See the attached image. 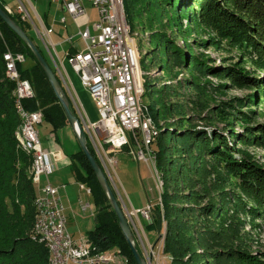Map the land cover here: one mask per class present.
Listing matches in <instances>:
<instances>
[{"label": "rangeland", "instance_id": "1", "mask_svg": "<svg viewBox=\"0 0 264 264\" xmlns=\"http://www.w3.org/2000/svg\"><path fill=\"white\" fill-rule=\"evenodd\" d=\"M22 1L30 13L31 19L24 20L21 17V20L31 25V34L38 42L41 41L45 45L42 29L46 25L37 15H34L26 0ZM161 1H138L139 10L134 9L133 27L132 31L129 29L131 31L129 32L134 37L140 60L144 88L142 103L149 108L146 109L148 110L147 115L152 116L154 125L159 130L166 128L169 130L168 135L164 137L165 140L162 139L161 145L166 150L167 165L172 169L171 173L173 176L179 177L177 178L178 184L171 180L172 176L170 177V181H172L168 188L169 195L172 197L170 203L180 206V211L189 209V212L176 214L175 219L184 221V225L189 224L188 227L195 225L203 243H205L203 247L207 246L212 251L240 250L258 256L263 255L264 216H253L242 209L235 199L233 191L240 193L241 197L247 200L245 194L234 184H228V178L208 156L202 159L201 149L196 148V144L193 143L196 141L194 137L197 134L203 132L211 137V130L217 128L226 135L227 143L236 147L238 157L241 153H248L264 167V145H245L237 139L239 134L245 133V126L264 125V100L261 104L252 106H249L245 100L242 109L245 112L250 109L254 111L250 114V120L240 119L238 113L226 105L223 106L226 108L227 116L224 118L219 116L216 106L222 102L232 101L239 105L240 99L257 91L255 87L239 85L221 73L224 68L230 65L240 66V63L245 60L240 59L235 50H230L222 44H216L215 33L196 24L192 14L182 11L175 0H169V4L163 5H160ZM0 2L5 6L7 2L11 7H16L18 0H0ZM28 2L31 3L30 0ZM125 3L129 9L134 5L133 0H125ZM189 3L191 5L192 1ZM149 4H154L151 6L153 9L147 8ZM156 4L160 5L157 11ZM34 6L44 20L46 16L50 19L59 16L54 2L34 0ZM84 7L88 15L92 17L89 22V25L92 26L93 22L98 19L97 9L87 1L84 2ZM19 15L21 16V14ZM72 21L68 20L69 23ZM52 36L55 40V34ZM164 39L168 40L170 44L168 47L165 46ZM74 42L82 48L80 38L75 37ZM201 60L206 62L207 68H201L199 64ZM25 61L20 64H24ZM244 65V69L248 70L251 75H263V72L252 64ZM71 79L74 91L89 119L91 121L98 120L100 118L99 107L90 91L82 84L76 73L71 72ZM67 94L75 112L72 113L82 126L86 140L88 139L94 147L92 140L93 137L95 138L94 133L86 127L68 90ZM230 113L235 114L232 116ZM38 129L40 140L44 146L57 143L67 154L80 148L78 137L70 123L56 132L58 141H54L55 133L52 132L49 123L42 121L38 125ZM183 133L192 135L188 146L181 144V140L176 141L177 135ZM137 138L130 135L129 143L118 150L121 152L117 155L119 163L116 171V183L108 181L125 214L127 212L125 206L131 210L138 209L137 206L145 207L149 203L154 205L160 201V194L163 192L164 182L161 173L156 169L154 148L151 147V154L154 156L152 162L138 160L135 153L141 138H138L139 140ZM172 163L177 164L176 171L182 170L184 174L181 172L177 174L175 168H171L174 167L171 166ZM189 175L191 176L190 180H186ZM71 181L73 182V178ZM44 182L43 177L42 184ZM185 185H190L191 188L189 189ZM36 189L39 190L38 185H36ZM80 197L91 204L85 215H89L87 221L93 223L94 216L92 215L95 212V207L91 195H87L86 190L83 189L80 192ZM214 203L217 208L213 212L214 214L204 211V207H211ZM224 207L227 208L224 209ZM79 214L84 215V213ZM221 214L225 216H220ZM81 215L72 220L74 225H84ZM138 219L133 218L135 227L131 224L130 227L135 246L137 244L143 252V256H141L148 264H170L171 260L163 251L165 233L158 235L156 231L146 229L144 218L139 217ZM165 225L164 222V227ZM195 233L194 235H197ZM197 247L203 254L202 246L201 249L199 245ZM203 259L201 264H207L206 261L209 258ZM115 262L125 264L126 261L117 254Z\"/></svg>", "mask_w": 264, "mask_h": 264}, {"label": "trees", "instance_id": "2", "mask_svg": "<svg viewBox=\"0 0 264 264\" xmlns=\"http://www.w3.org/2000/svg\"><path fill=\"white\" fill-rule=\"evenodd\" d=\"M133 1L134 5L129 9L124 0L125 17L128 29L131 31L132 15L135 10H139L138 1L140 0ZM190 1H192L191 5H189ZM175 2L182 11L192 14L196 24L215 33L216 44L235 50L239 58L245 60L240 63V66L230 65L224 68L221 73L239 85L253 86L257 91L240 99L239 105L232 101L222 102L216 106V109L219 116L224 118L227 116V111L223 105L230 106L238 113L240 119L250 120V114L254 111L250 109L245 112L242 109L245 100L249 106L259 105L264 100V0H175ZM167 3L169 4V0H162L160 5ZM152 5L154 4H149L147 8L153 9ZM160 5L156 4V11ZM0 6L6 10L3 3L0 2ZM8 13L42 53L60 83L61 95L67 99L71 111L75 113L60 76L54 70L41 44L31 34V25L21 20L17 12ZM164 41L165 46L168 47L170 45L168 40L164 39ZM6 51L23 53L26 57L25 63L19 64V70L21 76L31 82L35 95L24 101L25 107L32 111L41 110L43 122L49 123L54 133L69 124L60 99L34 52L0 17V264H49V250L43 241L34 236L33 232L37 213L35 200L38 191L31 179L32 156L18 142L20 117L15 105V83L6 76L3 57ZM247 63L259 68L263 75H251L243 67ZM199 64L201 68H207L205 61L201 60ZM237 107L240 109H236ZM230 114L234 116L235 113ZM211 132V137L203 132L194 137L196 141L193 144L201 149L202 159L208 156L228 178V184H234L245 194L247 200H244L240 193L233 191L238 204L247 214L264 216V167L248 153H241L238 157L236 147L227 143L226 135L219 129H213ZM168 133L167 128L159 130V135L151 145L156 153V169L161 173L164 184L160 201L153 205L151 221L144 219V224L146 229L156 231L158 235L165 233L163 251L171 260L170 264H201L203 258H209L206 261L207 264H264V252L263 255L258 256L247 251H226L225 249L221 252L212 251L207 246L203 247L205 243L197 227L195 225L188 227L189 224L184 225V221L175 219L176 214L189 212V209L180 211V206L170 203L172 197L169 195L168 188L172 181L178 184L179 177L171 173L172 169L167 165L166 150L161 145L162 139L165 140L164 137ZM176 138V141L181 140V144L188 146L192 135L183 133L178 134ZM237 139L245 145H264V125L245 126V133L239 134ZM87 147L101 165L88 139ZM69 157L74 180L91 190L96 222L94 228L87 232L86 237L91 242L93 251H114L122 256L126 261L125 264H137L107 191L94 173L85 152L80 148ZM176 165V163L171 165L174 166L171 168H175V171ZM176 172L184 174L182 170ZM187 178L186 180H190L191 176ZM185 186L191 188L190 185ZM215 205L216 203L203 209L209 214H214L213 212L217 210ZM194 232L197 235H194ZM197 245L200 249L202 246L203 254L198 250ZM136 248L143 256L137 244Z\"/></svg>", "mask_w": 264, "mask_h": 264}, {"label": "built area", "instance_id": "3", "mask_svg": "<svg viewBox=\"0 0 264 264\" xmlns=\"http://www.w3.org/2000/svg\"><path fill=\"white\" fill-rule=\"evenodd\" d=\"M59 3L74 19L84 15L87 1L96 7L98 19L94 30L89 26L79 30V37L84 44L82 50L68 53L67 62L90 91L99 107L100 118L91 121L76 94L70 93L75 101V108L84 119L86 127L95 135L94 147L97 151L107 180L116 183L119 160L115 154L129 143L132 135L141 138L136 158L152 162L151 145L154 141L151 120L142 103V89L137 77L135 44L128 33V25L120 0H52ZM8 12H12L5 6ZM17 12L22 19H31L30 13L22 0H18ZM65 21V17H62ZM53 29L44 26L42 35L45 45L51 53L55 51L51 39ZM69 37L68 40H71ZM9 59L10 76L18 92V101L25 111L26 132L35 142L38 150L37 185L40 191V226L48 234L49 241L55 244L57 264H107L115 262L114 251L94 252L86 236L75 239L68 230V217L62 202L61 190L66 184L55 185L49 180L56 171L58 162L63 158L59 150L44 148L39 135L38 125L43 121L41 110H29L24 101L34 97L31 82L21 76L19 64L26 60L23 53L5 52ZM54 54V53H53ZM75 97V98H74ZM137 138V139H138ZM139 140V139H138ZM45 182L42 184V178ZM82 189L91 194L90 188L79 183ZM90 207L83 204V209ZM153 205L127 210L129 224L135 227L134 220L142 217L151 221ZM139 220V219H138Z\"/></svg>", "mask_w": 264, "mask_h": 264}, {"label": "crops", "instance_id": "4", "mask_svg": "<svg viewBox=\"0 0 264 264\" xmlns=\"http://www.w3.org/2000/svg\"><path fill=\"white\" fill-rule=\"evenodd\" d=\"M31 3L28 2V0H26L27 4L30 6V9L32 10V12L34 13V15H37V17H39L44 24L46 25V27H50L53 29L52 34H51V39L52 42L54 44L55 47V51H53V53L50 52V50L43 44V42L39 41V43L41 44V46L44 49L45 54L48 56L54 70L58 73V75L60 76L64 86L66 87V90L69 91V93H75L74 91V85H73V81L71 79V72L76 73L74 71V69L72 68V66L67 62L66 60V55L68 53H73L79 50H82L84 48V44L81 40V46L82 48L79 46V44H77L76 42H74L75 37L80 38L78 33L79 30L85 28L86 26H89L93 32H95L94 30V23L97 21L95 20V22H93L92 26L89 25V22L91 20V16L88 15V13L86 12L84 15L74 19L68 12H66L62 6L59 3H56L52 0H49V3L54 2L56 3V9L57 12L59 13V16L54 17L53 19H50L46 16L45 20L42 18V16L37 12L35 6H34V0H30ZM18 5V3H17ZM6 6L9 7V9H11L12 11H17V6L16 7H11L7 2H6ZM36 17V16H35ZM62 17H65V21H62ZM68 20L72 21H80L79 23H74L73 21L71 23L68 22ZM81 23V24H80ZM53 34H55V40L53 39ZM69 37H72L71 40H68ZM77 74V73H76ZM74 129V128H73ZM75 132V131H74ZM77 136V135H76ZM55 138L54 141H58V137H57V133H55L54 135ZM44 146V145H43ZM44 148L48 149V150H59L63 153V158L58 162L57 164V169L56 171L50 176L49 180L51 181V183L55 184V185H60V184H66V187L64 189L61 190V197H62V202L65 208V213L68 217V230L71 233V235L75 238V239H79L81 237L86 236L87 232L89 230H92L95 226V212L94 214L91 215L94 216V221L93 223L90 221H87L89 219V215H85L87 210L91 207V204L87 201L85 202L81 197H80V192L81 190H83L80 187L79 182H76L74 180V175L71 171L70 168V154H67L64 152L63 148H61L59 146V144L54 143V144H50L49 146H44ZM81 148V146H80ZM80 148H77L74 152H77ZM116 154V156L119 154ZM118 158V157H117ZM73 178V182L71 181V179ZM45 179V178H44ZM85 190V189H84ZM87 195H90L86 192ZM85 203H89L90 207L86 210L83 209V204ZM127 210H130V208H127V206H125ZM139 207H143V206H137V208ZM79 213H84V215H81ZM81 215V219L84 220V225H74L73 224V219L77 218ZM128 221H129V217L127 216V214H125ZM138 220V219H137ZM72 221V222H71ZM119 262H121L119 260ZM110 263V264H122V263Z\"/></svg>", "mask_w": 264, "mask_h": 264}, {"label": "water", "instance_id": "5", "mask_svg": "<svg viewBox=\"0 0 264 264\" xmlns=\"http://www.w3.org/2000/svg\"><path fill=\"white\" fill-rule=\"evenodd\" d=\"M0 17L18 36H20L30 46L35 56L37 57L38 61L40 62L41 66L43 67L49 81L51 82L57 96L60 99V102L65 110L69 123L72 125V127L74 128L76 132V135L78 137V141L80 143L82 150L85 152L98 180L100 181V183L103 185V187L107 191L108 197L119 218L120 226L127 238V241L130 244L132 253L135 257L137 264H148L147 261L141 256V254L139 253L138 249L136 248L133 242V233H132L129 221L109 185V182L107 180V177L104 173L103 168L97 162V160L94 158V156L91 154V152L89 151L87 147L86 135H85V132L82 126L80 125L76 116L72 113L69 107L68 101L61 95V86H60V83L55 73L53 72L50 65L47 63V61L45 60V58L43 57L42 53L39 51L37 46L29 38L27 33L13 20V18L10 16L8 11L3 9L1 6H0Z\"/></svg>", "mask_w": 264, "mask_h": 264}, {"label": "bare ground", "instance_id": "6", "mask_svg": "<svg viewBox=\"0 0 264 264\" xmlns=\"http://www.w3.org/2000/svg\"><path fill=\"white\" fill-rule=\"evenodd\" d=\"M120 4L122 6L123 13L125 14V12H124V0H120ZM128 33L131 35L133 42L135 44L134 37L129 32V29H128ZM135 55H136V61H137V77H138V81H139V84L141 86L142 95H143L144 88H143V84H142V74H141L140 61H139V56H138V52L136 49V45H135ZM3 57H4V61H5L6 76L10 80L13 81L12 76H10L9 59L7 58L5 53H4ZM14 97H15L16 110H17V113L20 117V122H19L20 125H19L18 132H17L18 142L21 145V147L32 156V165H31L32 178L31 179L34 182V184L37 185V180H36L37 169H36V166H38V150H37V147L35 145V142L30 140L29 136L27 135L25 111L22 110V107L18 101V92L16 90V86L14 89ZM146 109H149V108H147V105L145 106V111L147 113L148 110H146ZM151 117L149 116V118L151 120L152 134H153L154 140H155V138L159 135V128L154 125ZM35 204H36L37 213H36V219H35V224H34V229H33L34 236L37 237L40 241H43L45 243V245L47 246L49 253H50L49 264H57V261L55 258V244L53 241H49L48 234H44L43 228L40 226V191L39 190H38V194H37V197L35 200Z\"/></svg>", "mask_w": 264, "mask_h": 264}]
</instances>
